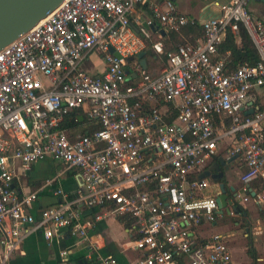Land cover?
Here are the masks:
<instances>
[{
    "label": "built area",
    "instance_id": "built-area-1",
    "mask_svg": "<svg viewBox=\"0 0 264 264\" xmlns=\"http://www.w3.org/2000/svg\"><path fill=\"white\" fill-rule=\"evenodd\" d=\"M250 2L214 3L221 17L203 21V35L178 44L158 74L138 57L151 27L158 23L163 31L156 32L167 33L199 24L173 0H64L0 50V264L34 231L47 240L66 231L98 253L84 220L91 209H98L97 222L132 221L137 264H233L222 234L196 236L223 216L219 184L199 177L223 148L228 159L246 164L242 203L264 210V21L252 16ZM139 5L152 16L133 21ZM241 27L260 60L233 67L220 47L229 33L239 38ZM152 49L163 53V41ZM94 52L106 63L102 75L82 68ZM73 114L100 129L72 138L65 124ZM47 157L63 170L24 191V180ZM67 173L75 192L62 185ZM257 181L259 193L251 189ZM47 190L58 203L37 217L31 209ZM61 254L69 257L68 250Z\"/></svg>",
    "mask_w": 264,
    "mask_h": 264
},
{
    "label": "crops",
    "instance_id": "crops-1",
    "mask_svg": "<svg viewBox=\"0 0 264 264\" xmlns=\"http://www.w3.org/2000/svg\"><path fill=\"white\" fill-rule=\"evenodd\" d=\"M173 1L175 2L178 11L181 14H184L191 18H195L199 22V24L196 26L186 27V31H203L201 24L203 21L208 20L209 18L201 19L198 14L199 12L197 14L191 13L187 6V3L184 0H182L181 2L180 0ZM229 1L230 0H215L214 3H228ZM249 8L252 16L255 19L264 21L263 1L251 0ZM216 9L217 13L215 17L219 18L221 17V12L217 7ZM203 10H205V8H201L200 12ZM151 16V12L147 7L139 5L136 7L134 13L132 14V20L134 21L135 19H138L144 21ZM197 26L201 27V29L197 30ZM134 27L136 31H142V29L144 28V26L141 25H134ZM154 29H156V31H163L162 29H160V25L158 23ZM202 35H198L194 32L183 34V42L187 40L194 41L195 39L200 38ZM237 42L240 43V38H237ZM92 56H95L98 59L100 57L102 59L100 60L102 62H100V67H94L91 64ZM82 68L88 73L94 76H98L102 75V73L106 70V63L99 53L94 52L90 54V56L87 57V59L82 63ZM228 143L229 142H227V144ZM221 157L228 159L223 148H221L218 156L215 157L214 160H217ZM234 164H236V166H234ZM246 169L247 167L244 160L240 157L236 158L231 163L230 171L228 170L227 188L236 187L240 191L243 186L241 177L245 173ZM62 170L63 165L52 157H47L44 160H41L33 167V170L30 172L29 176L24 180V191L28 192L35 190L43 183L45 179L56 176ZM72 175L73 173H67L62 179V185L65 190L75 192L74 190L76 189V181ZM57 203V198L50 190H47L40 194L38 200L31 209V212L35 216L39 217V211L41 209L52 207ZM240 205L243 206L244 211L239 210L230 215L232 217H241V223L239 221L235 222V227H233V230H235L234 232L231 231L230 224L222 223V218H220L217 223L213 225L205 224L202 227L197 228L196 236L201 241H205L209 240L215 234H222L232 250L230 240L234 245L237 238L236 230L240 228V224H244L243 222H245V220L249 217V214L251 215L253 221L259 222L262 218L261 212H264V210L254 202L245 204L241 203ZM96 212H98V209L86 210L84 212V220L89 224V233L93 243H96L98 246V253L91 252L88 248V245H76L74 238L66 231H62V233L57 232L55 236L50 240H47L44 237L43 232L34 231L23 240L20 249L13 254L7 264H99V255L102 257L112 256L117 260V264H137L139 258L141 257V254L132 248V239L134 238V230L132 226L131 228H127L125 224L117 218H110L105 221L97 222L94 219V214ZM224 215L225 214H223V216ZM245 225V237H251L249 226L250 224ZM259 229V232L255 233V236L257 237L253 236V250L255 252L253 250L252 251L256 255L257 262L259 261L260 263H262L264 262V227H260ZM229 231H231L232 233ZM249 248L250 246H247L246 256L247 252L249 253L251 250H249ZM64 250H68L69 252V257L67 259L62 257L61 253ZM233 264H235L234 256Z\"/></svg>",
    "mask_w": 264,
    "mask_h": 264
},
{
    "label": "water",
    "instance_id": "water-1",
    "mask_svg": "<svg viewBox=\"0 0 264 264\" xmlns=\"http://www.w3.org/2000/svg\"><path fill=\"white\" fill-rule=\"evenodd\" d=\"M64 0H0V50L16 40L21 34L26 33L31 28L44 20L50 12L55 10ZM264 2V0H261ZM114 51L113 48L110 49ZM151 50L142 51L139 54L140 62L144 69H147V55H152ZM118 56V54H116ZM254 109L250 110L247 115L253 114ZM236 158L217 159L208 169L200 174V179H212L219 184L220 193L217 198L219 212L221 215L228 212L239 211L241 205L236 204L229 197L226 184L222 182L227 178L226 167ZM232 190L235 188L232 187ZM253 193V192H252ZM255 194L253 193V196ZM237 194L235 195V197Z\"/></svg>",
    "mask_w": 264,
    "mask_h": 264
},
{
    "label": "trees",
    "instance_id": "trees-1",
    "mask_svg": "<svg viewBox=\"0 0 264 264\" xmlns=\"http://www.w3.org/2000/svg\"><path fill=\"white\" fill-rule=\"evenodd\" d=\"M197 30L201 29V27L197 26ZM151 38L147 40V49L151 50L153 53L152 55H147V64L148 68L147 70H150L155 63L156 60L161 59L162 60V66L166 67L167 65V58L168 54L171 51H174L176 46L183 41L182 35L183 34H189V33H197L198 35H202V31H186L184 28L182 31H172L168 33H157L156 29L151 27ZM161 36V37H160ZM240 43L237 42V38L234 37L232 34H228L226 39L224 40L223 44L220 47V51L223 53L230 52V60L232 61L231 65L233 67H237L241 64H250L255 65L259 60V54L258 51L254 45V42L249 35L248 31L241 27L240 30ZM158 41H163L164 43V50L163 53L157 54L152 49V44ZM183 43V42H182ZM66 128L69 130V133L72 138L78 133L82 134H88L92 132L93 130L100 129L99 124H91L88 121H82L80 117L75 118V114L72 115L71 119H68L65 124ZM261 182L257 181L255 183L251 184V189L257 190L259 193L262 191L261 188ZM242 211H244L243 206L241 205ZM261 217L264 218V212H261ZM120 221L125 224L127 228H131L132 221L130 219H127L125 217L120 218ZM251 255L253 256V259L256 258V255L253 253L252 250H250Z\"/></svg>",
    "mask_w": 264,
    "mask_h": 264
},
{
    "label": "rangeland",
    "instance_id": "rangeland-1",
    "mask_svg": "<svg viewBox=\"0 0 264 264\" xmlns=\"http://www.w3.org/2000/svg\"><path fill=\"white\" fill-rule=\"evenodd\" d=\"M181 1L182 0H180V2ZM184 1L187 3V6H188L191 13L197 14L199 12L198 14L201 17V19L216 18L215 16L217 13V9L213 5L215 0H184ZM201 8H205V10L200 12ZM100 60H102L100 57L98 59L97 57L92 56L91 57V64L94 67L95 66L100 67V62H101ZM163 69H164V67L162 66V60L158 59L153 64L152 68L150 70H148V72L151 74H158V73H161V71ZM234 166H236V164H234ZM230 167H231V164H229L225 169L227 174H228V170L230 171ZM238 202L242 203V200L238 199ZM237 221H239L241 223V217L240 216L239 217H232L228 214V212H226L225 215L221 219L222 223H226V224L229 223L230 224V226H231L230 229L232 232L235 231V230H233L234 229L233 227H235V222H237ZM243 223L244 224H240V228H238L236 230L237 238H236L235 244L233 245L232 241L230 240L232 251H233V256H234V263L235 264H264V262H262V263H260L259 261L257 262L256 258L253 259L251 252H249V253L247 252V256H246L247 246H250L249 250L250 249L253 250V247H254L253 246V240H254L253 236L257 237V236H255V233L259 232L260 227H264V219L261 218V220L259 222H255V221H253L251 215L249 214V217ZM245 224H250L249 226H250V236L251 237H248V238L245 237V234H246V225ZM218 230H219V228H218ZM231 231H229V232H231Z\"/></svg>",
    "mask_w": 264,
    "mask_h": 264
},
{
    "label": "flooded vegetation",
    "instance_id": "flooded-vegetation-1",
    "mask_svg": "<svg viewBox=\"0 0 264 264\" xmlns=\"http://www.w3.org/2000/svg\"><path fill=\"white\" fill-rule=\"evenodd\" d=\"M215 161H217V160H213L210 166H212ZM210 180L212 182H214L212 179H210ZM222 182H224L226 184V188H227V178H225ZM234 188H235L234 190H232L230 187L227 188L229 197H231L236 204L240 205L241 203L238 202V199H240V197H239L240 191L238 188H236V187H234ZM236 194H237V196L235 197Z\"/></svg>",
    "mask_w": 264,
    "mask_h": 264
}]
</instances>
